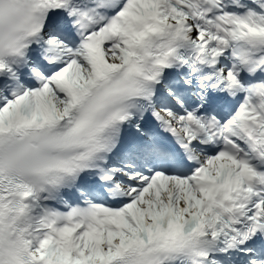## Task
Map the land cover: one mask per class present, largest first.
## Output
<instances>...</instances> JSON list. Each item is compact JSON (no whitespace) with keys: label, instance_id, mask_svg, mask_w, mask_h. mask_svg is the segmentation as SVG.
Listing matches in <instances>:
<instances>
[{"label":"snow or ice","instance_id":"6c2138e0","mask_svg":"<svg viewBox=\"0 0 264 264\" xmlns=\"http://www.w3.org/2000/svg\"><path fill=\"white\" fill-rule=\"evenodd\" d=\"M0 264H264V0H0Z\"/></svg>","mask_w":264,"mask_h":264}]
</instances>
